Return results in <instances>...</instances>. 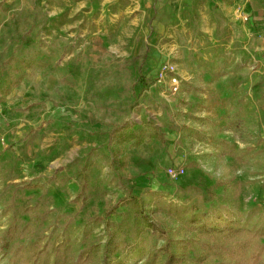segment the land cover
Instances as JSON below:
<instances>
[{"label": "rangeland", "instance_id": "374dc122", "mask_svg": "<svg viewBox=\"0 0 264 264\" xmlns=\"http://www.w3.org/2000/svg\"><path fill=\"white\" fill-rule=\"evenodd\" d=\"M218 2L0 0V236L13 204L33 194L45 215L34 240L50 243V255L66 238L76 252L100 244L102 264L105 211L116 206L109 217L120 221L130 189L165 232L129 247L126 264L152 255L158 264H211L181 248L197 228L264 230V125L223 105L231 72L254 77L259 60ZM146 122L165 143L110 140L115 124ZM174 206L199 208L184 223L169 214ZM114 257L111 245L107 263ZM0 264H11L1 242Z\"/></svg>", "mask_w": 264, "mask_h": 264}, {"label": "trees", "instance_id": "16d2710c", "mask_svg": "<svg viewBox=\"0 0 264 264\" xmlns=\"http://www.w3.org/2000/svg\"><path fill=\"white\" fill-rule=\"evenodd\" d=\"M110 140L119 143L133 141L142 144L147 139H158L166 142L165 133L153 122H146L140 129L130 130L124 123H117L109 131ZM124 166V165H122ZM80 176L86 179V168L80 170ZM84 183H82L83 188ZM209 194L215 197L212 188ZM34 195L26 196L27 201L13 204L14 215L9 226L0 236L1 249L9 257L11 264H95L101 253L100 244H90L75 251L74 245L66 238L52 244L53 253L48 254L50 243L42 244V238L34 240L33 235L45 220L42 199L32 202ZM126 210L121 213V220L113 222L110 214L116 206L105 211V227L108 238L104 247L105 258L102 264L107 263V250L112 245V259L114 264H126L129 247L139 243L150 231L153 233L165 232L147 214L145 201L131 189L120 199ZM199 207H170L169 214L180 222L190 223L195 211ZM29 216L25 219L24 216ZM187 256L194 262L204 263L206 258L214 259L211 264H264V230L242 229L230 224L226 228L215 231L206 228H197L186 242L181 245ZM165 249L171 256L170 241ZM143 264H158L157 256H149ZM167 264H170L169 262Z\"/></svg>", "mask_w": 264, "mask_h": 264}, {"label": "crops", "instance_id": "0c3cea01", "mask_svg": "<svg viewBox=\"0 0 264 264\" xmlns=\"http://www.w3.org/2000/svg\"><path fill=\"white\" fill-rule=\"evenodd\" d=\"M215 2L223 1L222 7L218 13L224 11L235 14L236 23L234 24L235 35L240 43L252 46L258 57V69L254 77H251V71L248 69L233 71L229 76L233 78L228 80L225 89L224 106L230 104V107L240 106L243 116L253 115L256 118L257 125H264V86L260 83V74L264 72V0H214ZM220 3V2H218ZM4 26L0 27V30ZM220 94V93H218ZM221 96V94H220Z\"/></svg>", "mask_w": 264, "mask_h": 264}, {"label": "built area", "instance_id": "2783aa9c", "mask_svg": "<svg viewBox=\"0 0 264 264\" xmlns=\"http://www.w3.org/2000/svg\"><path fill=\"white\" fill-rule=\"evenodd\" d=\"M170 85H171V90L174 93L178 92L180 90V88H181L180 87L181 86L180 82H179V80H178V78L176 76H173L171 78Z\"/></svg>", "mask_w": 264, "mask_h": 264}]
</instances>
